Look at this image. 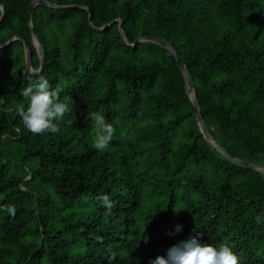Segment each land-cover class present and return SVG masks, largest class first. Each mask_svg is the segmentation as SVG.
Segmentation results:
<instances>
[{
	"label": "trees",
	"instance_id": "obj_1",
	"mask_svg": "<svg viewBox=\"0 0 264 264\" xmlns=\"http://www.w3.org/2000/svg\"><path fill=\"white\" fill-rule=\"evenodd\" d=\"M37 0H0V45L26 40L39 58L27 13ZM31 22L44 53L25 71L19 40L0 49V264H150L201 232L240 264H264V173L235 164L201 135L177 63L214 140L233 158L264 167V0H42ZM108 25V26H107ZM40 77L68 98L56 134L31 133L20 90ZM115 128L91 147L89 114ZM107 194L111 214L97 200ZM177 226H182L176 232ZM171 233V235H170Z\"/></svg>",
	"mask_w": 264,
	"mask_h": 264
},
{
	"label": "clouds",
	"instance_id": "obj_2",
	"mask_svg": "<svg viewBox=\"0 0 264 264\" xmlns=\"http://www.w3.org/2000/svg\"><path fill=\"white\" fill-rule=\"evenodd\" d=\"M3 12V6H0V18ZM20 95L29 100L27 110H21L20 116L31 133L56 134L60 131V123H73L71 120L65 121L66 115L71 112L68 98L61 100L55 90H50L49 81L46 78L40 77L35 84L22 88ZM89 118L94 125L91 147L97 151H104L109 147L116 130L98 112L90 113ZM97 200L106 208V214L112 213L115 205L109 195L97 196ZM0 211H5L12 217L16 215L15 205L0 206ZM255 219L258 224L264 223V215L257 216ZM181 230L182 226H177L176 232ZM200 236L202 233L196 232L188 240L170 247L166 256H158L150 264H240L239 256L229 246L223 243L218 247L204 245L200 242ZM116 259L117 253L109 248V264H113Z\"/></svg>",
	"mask_w": 264,
	"mask_h": 264
},
{
	"label": "water",
	"instance_id": "obj_3",
	"mask_svg": "<svg viewBox=\"0 0 264 264\" xmlns=\"http://www.w3.org/2000/svg\"><path fill=\"white\" fill-rule=\"evenodd\" d=\"M38 4H46L49 5L51 7H56L59 9L62 8H82L85 9L87 11L88 14V24L89 26H91L92 29L96 30V31H102L105 27L102 28H94L91 24V13L90 10L83 7V6H67V7H60V6H56L53 5L49 2L46 1H42V0H37V1H33L31 2V4L29 5L28 8V13H27V20H28V28L29 31L31 33V42L33 44V47L36 49V52L38 54V58H39V69L37 71H34L31 68V54H30V48L28 43L26 42L25 39L17 37V36H13L11 37L7 42H5L4 44L0 45V49H4L5 47H7L10 43H12L15 40H19L22 42L23 44V52H24V61H25V71L28 75H36L38 73L41 72L43 66H44V53H43V49L41 47V44L38 40V38L36 37V35L33 32V28H32V22H31V14L33 11V8L38 5ZM4 16V12L2 15V18ZM2 18H0V22L2 20ZM118 22V31L120 34V39L123 42L124 45L129 46V47H133L136 43H143V42H150V43H154L156 45H159L160 47H162L163 49H165L166 51H168L171 55H173L177 66L180 70L181 76L183 78V82H184V90H185V94L187 96V100L189 103V107L192 111L193 117L196 121L197 127L201 133V135L203 136L204 140L212 147L214 148L216 151H218L219 153H221L225 158H227L228 160H230L231 162L238 164L240 166L243 167H247L259 172H263L264 173V167L262 166H258L252 163H248V162H243L240 161L238 159L233 158L232 156H230L213 138V136L210 134V132L207 130L202 117L199 114V111L194 103V99H195V94H194V90L192 88V84H191V80H190V76L189 73L187 71L186 66L184 65L183 61L180 59L178 53L176 52V50L169 45L168 43L155 39V38H151V37H138L135 39L133 44H127L124 34H123V30H122V24L120 20H114L111 23H109L108 25ZM107 25V26H108Z\"/></svg>",
	"mask_w": 264,
	"mask_h": 264
}]
</instances>
